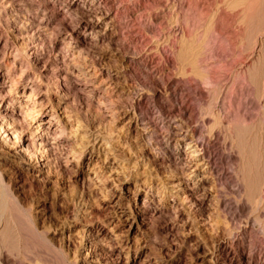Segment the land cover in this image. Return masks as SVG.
<instances>
[{
	"label": "bare ground",
	"instance_id": "1",
	"mask_svg": "<svg viewBox=\"0 0 264 264\" xmlns=\"http://www.w3.org/2000/svg\"><path fill=\"white\" fill-rule=\"evenodd\" d=\"M15 1L17 0H7L11 4L17 3ZM162 1L161 3L155 1L156 4L150 8L139 0L133 9L129 6V0H66L62 8L58 3L43 1V17L41 15L34 22L22 24L13 15L12 9L1 7L0 14L6 18V25L11 30L0 32V141L12 146L8 155L10 161L16 164L27 161V168L39 164L48 168L59 167L61 170L78 174L84 171L87 175L86 182L92 181L90 172L93 170L96 172L95 160L99 156L101 147H97L95 140L94 142L89 140L85 134L79 135V141L76 143L71 136L72 132H68L63 123L61 115L63 113H59V109H67L70 93H73L74 97L91 96L90 94L97 91L99 102L93 104L92 99H88L86 102L88 107L93 109L99 120H104L105 113L100 103L106 100L110 108L108 117L111 120H107L104 126L111 133L117 130L115 126L120 114L113 99L116 92L112 90L111 84L106 85L102 75L95 73L93 76L94 71L86 69L87 67L84 69L83 62L78 65L83 46L90 47L99 41L108 45L115 44L118 54L126 65L125 68H136L146 74V84L149 86L148 90L152 91L153 99L159 93L157 87H162L166 92V105L158 110V118L165 127V134L163 133L161 137L155 136L157 140L153 135L151 138L156 140L157 156L161 154L164 157L167 169L171 173L175 194H172L169 207L165 210L161 208L158 213L175 219L180 204L181 206L197 204L201 209L204 208L211 191L207 184L209 173L214 169L213 165L216 161L221 159L220 151L223 153L225 149H229L227 157L237 159L235 175L242 188V196L250 204L249 209L255 214L253 218L255 226L254 224L249 226L248 222H245L242 225L241 235L255 236L253 239L250 238L255 245L257 236L264 240V0ZM120 7L124 9L121 20L117 18ZM153 10L156 20L154 23L159 31L158 38L152 37L151 28L144 27L141 22L142 14L147 13L151 16ZM165 12L167 15L162 21ZM51 20L56 22L58 26L56 30L52 28L51 31L48 27ZM74 20L75 26L69 28L70 22ZM115 20L116 23L112 25ZM41 26L44 27L45 32L40 30ZM122 27L126 28L125 34L120 32ZM166 27L169 29L166 30ZM10 36L16 38V41L9 42ZM197 36L200 37L198 40H196ZM172 38L173 44H176L175 48L169 44ZM223 39L226 45L222 43L221 46L220 41ZM139 40L144 44L142 49L147 61L139 55L141 53L138 51ZM45 42L49 44L47 58H43L38 50V45ZM163 45H169L171 48L179 64L178 71H172L168 66V57L161 53ZM246 52L249 53L246 55ZM60 56L62 60H59ZM68 57L75 66L78 65L79 74L76 79L82 83L73 81L74 71H70L69 67L63 68L67 65ZM199 58H202V61L204 59V62L215 58L220 63L227 60L242 65L246 71V81L251 96L239 98V104L236 105L237 94L228 92V95L222 97L223 102H221L224 105L222 111L209 107L210 109L204 113L196 112L197 110L195 111L193 104L182 91L180 81L186 76L185 65H190L192 73L198 78L205 75L197 67ZM156 59H158L157 65H154L153 70L149 72L148 64H153ZM27 66L31 67L30 71L25 69ZM232 74L233 71H230V74L226 75L231 77ZM207 76L205 75L206 78ZM50 78L55 79L52 84L49 83ZM224 83V87L227 88L230 80L227 79ZM222 91H217L211 99L220 98ZM235 92H238V89ZM254 106H257L260 115L256 114L255 117L249 118L250 115L247 114L252 107L255 108ZM206 117L211 118V123L207 126V133L204 135L201 127L206 123ZM219 127L222 128L223 132L220 130L222 134L217 131ZM118 133L121 134L120 131ZM110 136L114 139V135ZM221 136L224 142L219 144L218 140ZM217 144L219 148L216 147ZM67 145L71 148L68 152L64 150ZM86 151L90 152L91 157L85 162L83 156ZM2 174L0 172V217L4 215L7 218L8 230L13 233L14 237H12L17 244L15 245L19 246L24 241L25 231L21 221L12 218L9 208H12L13 204L9 206L7 198L9 193ZM117 201L114 202L113 207ZM145 201L143 199L142 203L144 204ZM114 209L119 217L129 215L126 210H117L116 207ZM226 221L224 227L229 239L227 238L228 240L223 244L226 251L224 263L235 264L233 255L237 251L235 245L239 242V235ZM87 224L91 225L90 228L86 227L87 234L94 236L91 242L96 244L99 239L97 233L91 222ZM4 225L6 227V224ZM109 231L117 238L111 229ZM249 232L251 234H248ZM253 233L256 235H252ZM8 237L11 238L9 235ZM137 247L138 242L134 238L120 241L118 256L122 252L127 255L130 250ZM255 247L260 249L257 245ZM2 248L4 249L0 241L2 264H12L10 262L13 261L3 253ZM244 253L238 255L241 259L239 264H264L260 250L254 262L251 255L249 262V253L248 256ZM229 254H232L231 258ZM114 262L115 260L106 257L99 264ZM36 264L43 263L37 261Z\"/></svg>",
	"mask_w": 264,
	"mask_h": 264
},
{
	"label": "rangeland",
	"instance_id": "2",
	"mask_svg": "<svg viewBox=\"0 0 264 264\" xmlns=\"http://www.w3.org/2000/svg\"><path fill=\"white\" fill-rule=\"evenodd\" d=\"M43 1L58 3V6L62 8L66 0H17L15 1L17 3L14 4L7 0H0V9L8 7L9 10L12 9L13 15L16 16L20 24L29 23L36 21L41 15L43 17ZM137 1L139 0H129L130 8L133 9ZM140 1L150 8L156 4L155 1L163 2L162 0ZM123 10V7H120L117 15L119 20L123 19ZM154 12V10L151 12V16L143 13L141 22L144 27L151 28L152 37L158 38L159 31L154 23L156 22ZM164 14L162 21L167 15L166 12ZM5 21L6 18L0 14L1 33L11 30ZM70 23L69 28H72L76 21ZM115 23L116 20L112 25ZM48 27L53 31L52 28L56 30L55 28L58 26L54 20H51ZM40 30L45 32L42 26ZM120 32L125 34L126 28H120ZM12 37L10 36L9 42L16 41V38ZM198 38L200 37L197 36L196 40ZM224 40L220 41L221 46L226 45ZM173 42L172 38L169 44L175 48L176 44ZM139 45L138 51L141 52L139 55L146 60V55L143 52L144 44L140 42ZM38 50L43 58H47L48 42L39 44ZM161 53L168 57L170 69L178 71L179 64L169 45H163ZM247 53L249 52H246V55ZM59 60H62L61 56ZM70 60V57L66 59L67 65H64L63 68L69 67L70 71H74L72 73L73 81L82 83L77 81L76 77L78 78L77 74H79L78 65L83 62L84 69L87 67L86 69L94 71L93 76L95 73L102 75L106 85L111 84L112 90L114 89V93L116 92L113 99H115L120 114L115 129L121 134L118 135L117 130H115L117 132L111 133L104 126L107 120H111L108 117L110 108L106 100L100 103L105 113L104 120H99L93 109L88 107L86 103L88 99H92L93 104L99 102L97 91L90 94L91 96H75L76 98L72 96L73 93H70L67 109H59V113H63L61 114L63 123H65L68 132H72L71 136L75 142L79 141V135L85 134L89 140H95L93 142L97 147H101L99 156L95 160L96 172L94 170L90 172L92 180L90 182L88 180L86 182L87 175L84 171L78 174L61 170L59 167L48 168L39 164L34 165L33 168H27V161L16 164L10 161L8 155L9 152L11 153L12 146L5 145L0 141V172L4 175L6 190L11 194H7V198L9 206L11 207L13 204L14 212L11 211L12 208L9 209L12 218L21 221L25 231L24 241L16 246L13 233L8 230L7 218L4 215L0 217V241L4 247L2 251L13 261L10 263L36 264L37 261H40L43 264H99L106 257H110L115 260L113 264H225L226 251L223 244L229 239L225 232V220L239 235V242L235 245L238 252L236 251V254L233 255L235 264L241 263L238 255L242 252H245L244 254L247 256L249 253V262L250 255L253 258L252 261L255 260L259 250L261 256L264 257V240L262 238L257 236V243L254 245L251 239L255 236H243V238L241 235L242 225L245 222H248L249 226L253 224L255 226L253 219L255 214L249 209L250 204L242 196L243 191L237 180V175H235L237 166L235 160L237 159L227 157L230 150L225 149V153L220 151L223 160L218 159L213 165L214 172L211 170L212 172L209 173L207 184L211 191L206 201L207 206L205 205L201 209L197 204H186L190 208L185 204L182 206L180 204L177 210L178 216L175 219L159 214L158 210L161 208L165 210L169 207L175 194L171 183V173L167 169L164 157L161 154L157 156L155 150L156 137L165 134V127L158 118L159 108L166 105L167 102L165 90L162 87H157L159 93L153 99L152 91L148 90L149 86L146 84V74L136 68H125L126 65L118 54L115 44L108 45L106 42L99 41L90 47L83 46L80 63L75 66ZM156 60L153 64H148L149 72L153 70L154 65H157L158 59ZM159 62H161L160 59ZM231 63L227 60L220 63L215 58L204 62V59L202 61V58H199L197 67L202 74L208 75L207 78L204 74L202 78H198L192 73L190 65L184 66L186 76L181 78V88L193 104L195 111L197 110L196 112L204 113L213 107L214 110L222 111V107H224L222 100L225 95H228V92L237 94L236 105L239 104V98L251 96V90L246 81L245 68L237 63ZM25 69L30 71L31 67L27 66ZM227 70L233 71L231 77L227 76L230 74V71L227 72ZM227 79L230 80V83L225 88L224 82ZM50 80L51 84L55 81L51 78ZM60 84L63 86L62 83ZM237 89L238 92H235ZM219 90H223L220 98L211 99L212 95H216ZM103 105L105 106L103 107ZM255 108L252 107L253 110L251 109L250 114H247L250 115L249 118L259 114L257 106ZM209 123H211V118L206 117V123L201 127L204 135L207 133ZM220 130L222 131V128L219 127L217 131L222 134L223 131ZM111 134L114 135V139L110 136ZM152 135L156 140L151 138ZM218 142L219 144L224 142L222 136ZM218 146L217 144L216 147ZM70 149L68 145L64 148L66 152ZM89 157L91 154L86 151L83 161L86 162ZM102 174L104 176H101ZM143 199L146 200L144 204L142 203ZM116 201L117 206L114 207L117 210H126L129 215L119 217L118 212H114L113 205ZM90 222L97 233V239L99 238L96 244L91 242L94 236L87 234L86 227H91L87 224ZM130 226L133 228L131 229ZM110 229L117 235V238L111 234ZM133 238L137 240L138 247L130 250L128 256L123 252L118 256L120 241ZM256 245L260 249L256 248ZM229 257L231 258L232 254H229ZM242 262L246 263L245 260ZM0 264H2L1 260Z\"/></svg>",
	"mask_w": 264,
	"mask_h": 264
}]
</instances>
